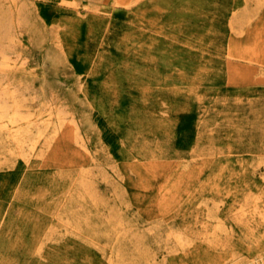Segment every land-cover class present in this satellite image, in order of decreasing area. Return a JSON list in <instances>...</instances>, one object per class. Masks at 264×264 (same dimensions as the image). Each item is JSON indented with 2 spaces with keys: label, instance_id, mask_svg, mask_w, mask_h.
<instances>
[{
  "label": "rangeland",
  "instance_id": "obj_1",
  "mask_svg": "<svg viewBox=\"0 0 264 264\" xmlns=\"http://www.w3.org/2000/svg\"><path fill=\"white\" fill-rule=\"evenodd\" d=\"M122 1L0 0V92L63 120L0 138V264L261 260L264 0Z\"/></svg>",
  "mask_w": 264,
  "mask_h": 264
},
{
  "label": "bare ground",
  "instance_id": "obj_2",
  "mask_svg": "<svg viewBox=\"0 0 264 264\" xmlns=\"http://www.w3.org/2000/svg\"><path fill=\"white\" fill-rule=\"evenodd\" d=\"M136 1L137 0H135V2ZM116 4H124V2L122 0H116ZM230 27L232 30L234 31L236 30L233 21H230ZM3 29H4L3 32L7 31L6 34L9 38L8 41H10L9 45L17 41L18 37H16L17 35L14 34V29L11 24H8ZM235 33H237V31H235ZM10 49H11L10 47H8L7 49V48H3L0 45V71L2 73H6L7 71L10 70V68H12V66H16L14 65L15 63H12L11 61L13 59L12 57L13 52ZM226 61H227V65H229L230 68L236 69L237 66L241 65L240 62L235 61L234 58L228 54ZM258 70H260L261 74H264L263 67L258 68ZM2 90L3 91L0 92V138L4 140L5 144L8 143L14 145L19 150V153L24 158V160L26 162H29L31 155L34 154L37 150L38 153H42V151L45 148L51 147L50 145L54 141L55 136L58 134V130L61 128L60 125L63 124V120L61 116L58 114V112H57L58 115L55 114L56 116L54 117L52 113L53 110L51 112L47 110L49 111V113L44 116L41 115V112L33 113L32 111L24 110L26 106L24 103L26 101L25 98L26 88H23L21 86L12 88L10 87V85H7V87H3ZM82 183H83L81 184L82 190L84 189L86 191L87 188H89V183L86 182V180H83ZM164 194L162 195V200L164 203L167 204L166 201H168V199L166 197L168 193H164ZM69 202L71 203V201ZM248 214L250 213L248 212ZM108 263L115 264L113 261V255L109 256ZM253 264H264V256L259 261L256 262L253 261Z\"/></svg>",
  "mask_w": 264,
  "mask_h": 264
}]
</instances>
